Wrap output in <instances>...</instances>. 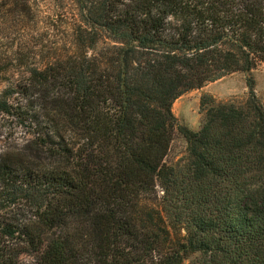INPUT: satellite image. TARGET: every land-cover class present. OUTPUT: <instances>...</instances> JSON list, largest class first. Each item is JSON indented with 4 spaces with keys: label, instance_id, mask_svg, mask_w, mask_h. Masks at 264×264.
I'll use <instances>...</instances> for the list:
<instances>
[{
    "label": "trees",
    "instance_id": "trees-1",
    "mask_svg": "<svg viewBox=\"0 0 264 264\" xmlns=\"http://www.w3.org/2000/svg\"><path fill=\"white\" fill-rule=\"evenodd\" d=\"M70 2L64 52L0 91L28 134L0 149V264H264L253 80L240 103L202 96L197 130L172 111L264 63V0Z\"/></svg>",
    "mask_w": 264,
    "mask_h": 264
},
{
    "label": "rangeland",
    "instance_id": "rangeland-1",
    "mask_svg": "<svg viewBox=\"0 0 264 264\" xmlns=\"http://www.w3.org/2000/svg\"><path fill=\"white\" fill-rule=\"evenodd\" d=\"M71 0H5L0 7V91L30 68L42 67L70 43L69 11ZM254 82V91L264 105V63L250 72L228 73L203 86L184 92L172 104L178 123L197 130L203 120L201 97L210 95L216 102H243L247 97V80ZM28 136L25 129L15 126L0 115V149L17 147ZM14 150V149H13ZM186 155V141L175 133L167 153V161ZM28 258V256H26ZM181 264H191L190 259Z\"/></svg>",
    "mask_w": 264,
    "mask_h": 264
}]
</instances>
